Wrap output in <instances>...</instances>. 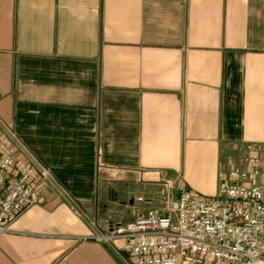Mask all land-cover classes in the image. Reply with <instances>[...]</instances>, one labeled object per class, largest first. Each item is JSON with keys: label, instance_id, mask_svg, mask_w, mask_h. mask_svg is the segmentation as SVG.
<instances>
[{"label": "crops", "instance_id": "0c3cea01", "mask_svg": "<svg viewBox=\"0 0 264 264\" xmlns=\"http://www.w3.org/2000/svg\"><path fill=\"white\" fill-rule=\"evenodd\" d=\"M0 121L54 180L0 264H135L93 238L135 195L264 194V0H0Z\"/></svg>", "mask_w": 264, "mask_h": 264}, {"label": "built area", "instance_id": "2783aa9c", "mask_svg": "<svg viewBox=\"0 0 264 264\" xmlns=\"http://www.w3.org/2000/svg\"><path fill=\"white\" fill-rule=\"evenodd\" d=\"M256 173L232 171L249 183L222 184L214 195L165 181L161 192L132 198L146 209L137 207L131 222L111 224L93 238L135 264H264V194ZM45 185L54 186L49 170L0 121V232L39 202Z\"/></svg>", "mask_w": 264, "mask_h": 264}]
</instances>
